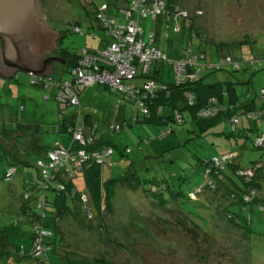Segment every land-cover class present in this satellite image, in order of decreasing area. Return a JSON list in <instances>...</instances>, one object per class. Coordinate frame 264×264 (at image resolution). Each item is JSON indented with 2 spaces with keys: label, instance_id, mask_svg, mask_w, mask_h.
Segmentation results:
<instances>
[{
  "label": "rangeland",
  "instance_id": "1",
  "mask_svg": "<svg viewBox=\"0 0 264 264\" xmlns=\"http://www.w3.org/2000/svg\"><path fill=\"white\" fill-rule=\"evenodd\" d=\"M120 1L38 0L45 17L37 18L52 29L64 31V36L56 41L57 48H67L84 54L86 50L79 47L99 45V38H104L103 31L95 24L96 5L107 2L108 12L116 13L115 3ZM178 3L187 9V13L194 12L197 7L201 8V11L195 12L201 13L195 16V22L200 24L208 37L192 41L193 49L197 46L205 52L206 56L201 63L213 58L215 60L221 52L229 53L243 63L240 69L231 65H224L220 69L201 65L200 73L204 75V81L230 80L234 82L238 98L242 102H245L247 95L250 98L256 97V101L260 100L257 94L264 87V67L247 65L244 62L251 57L264 55V0H178ZM116 15L124 21L118 12ZM75 22L80 24L82 33L72 30ZM140 23L144 33L154 26V21L148 17L141 18ZM163 30L165 28L158 22L155 44L168 56L161 61L153 60L150 71L157 63L162 80L173 81L174 72L169 58L186 55L183 47L188 41L187 28H184V33H172L168 29L171 34L168 39L162 37ZM92 33L97 36L93 37ZM221 42L224 43L220 44ZM102 43V48L107 45L105 40ZM53 44L48 46V51H43L44 57L52 56L55 50L57 54V48ZM51 62L54 72L40 74L69 78L67 70L62 69L60 58ZM185 69L188 68L184 67ZM27 73L29 72H17L16 76L4 78L0 83V102L4 101L2 105L8 106L5 108L0 105V173L10 161L16 162L17 169L11 180L0 181V224L5 227L17 218L21 194L30 189L31 180L40 174L37 166L39 152L45 151L56 142L66 144L70 140V134L61 128L60 115L63 111L59 115L60 106L52 94L53 91L32 84ZM184 78L193 79L187 74ZM133 81L143 83L144 79L137 76ZM45 93H51L49 98ZM61 96L67 98L66 102H70L63 112L66 120L75 118L77 111L81 115L88 113L91 119L98 122V128L105 138L117 145L112 154L113 165L103 171L114 175L126 174L137 184L133 188L124 182H118L115 186L113 208L104 217L109 231L119 237L126 244L125 247L106 243L97 220L92 219V226L87 227L81 222V213L76 215L77 221L71 215L59 219L71 247L74 241L77 242L75 247L80 252L85 251L90 257L103 255L117 260H137L142 264H264V234L259 233L250 238L242 236L240 229L232 226L221 213H210V200L204 189L196 193V199L188 198L190 192H194L205 179L198 158H211L221 153L237 151V160L241 166H250L253 160H264V148L253 145L254 138L264 135V117L259 123L249 120L245 114L239 115V128L234 131L231 130L230 122L221 118L201 129L185 110L182 121L172 122V130L160 138L157 135L161 125L154 121L141 120V113L132 103V98L117 91L111 92L106 84L96 82L85 87L80 93L79 103L68 92ZM137 114L140 120L135 122L132 119ZM116 125H120V128L113 129L112 126ZM84 126L86 128L89 125L84 123ZM240 128H244L247 135L242 134ZM118 148L129 150L121 155ZM164 148L167 149L163 150ZM17 158L27 160L30 165L22 164ZM153 179L163 181L179 191L180 196L176 199L171 197L169 190L163 191L167 200L166 206L171 211L165 210L162 213L165 208L158 207L154 201L149 200L150 197L143 194V189ZM77 183L82 186V179L78 178ZM191 196L194 197L193 194ZM246 206L249 209V203ZM178 210L184 214L185 220L195 222L211 234L197 230L194 236L192 232L185 231L177 224L176 218L180 215ZM250 211L257 222L256 230L263 231L264 221L262 217L259 219V212L255 208ZM213 219L216 228L213 227ZM30 229L29 222L21 220L18 226H9L2 230L9 239L7 246L11 253L10 263L38 264L35 258L19 259L13 251L14 245L18 247L22 243L29 253L31 244L27 233ZM4 236H0L2 243L6 242ZM202 240H207L208 246H199ZM60 244L58 241V245ZM247 248L248 256L244 253ZM56 252H48L50 264H62L64 261L61 254ZM73 254L77 256L78 253ZM5 261L6 259H0V264Z\"/></svg>",
  "mask_w": 264,
  "mask_h": 264
},
{
  "label": "trees",
  "instance_id": "2",
  "mask_svg": "<svg viewBox=\"0 0 264 264\" xmlns=\"http://www.w3.org/2000/svg\"><path fill=\"white\" fill-rule=\"evenodd\" d=\"M150 1L152 0H144V3H149ZM163 2L164 5L161 11L156 17L151 18L150 16L142 15L138 12L133 14V10L137 11V7L132 9L130 0H121L119 3H115V7L117 12L122 15L124 21H121V17L116 15L117 12L109 13V4L107 2H102L96 5L94 16L95 24L103 31V39L108 43L111 41V37L108 30H106L99 21L100 18H102L103 15L107 18H115L116 21L121 23H128L130 18H125L120 8L128 10L132 18L135 19L136 24L142 30L139 33L141 38L145 39L147 33L152 32L153 40L150 45L159 48L166 56H168V54L155 44L157 23L160 22L163 25V29L165 28V31L163 30L164 34H162V37L165 39H168L171 35L168 29H171L172 33H184V28H187L188 41L187 45L183 47V52H185L186 55L181 54L175 58L191 57L195 55L194 62L197 63L191 64L188 68H190V70H196V78H188L185 80L180 77V75L176 76L171 65L174 72V80L163 81L157 63L153 65L154 69L150 71V64L153 60H156L152 59L148 63L146 70L142 69L140 65L135 75L125 81L132 86V89H138L136 93L138 94L137 97L143 100V105H140L137 101V97H131L127 91L118 90L116 88L112 89L107 83L93 81L89 84H85L84 87L81 86L76 82L75 74L72 72V69L79 65H85V62H82L84 54L78 51H70L67 48H57L58 56L63 59L62 69L67 70L70 75L69 78L61 79L52 74H45L47 78L49 77L47 81L48 84L45 86L43 82H39L40 80L36 84L44 90L53 91L52 94L60 106V114L62 111L65 112L64 108L68 106V102L63 103L58 99L57 92L59 90L76 92L79 103L80 93L85 87L94 85L96 82L106 84L111 92L117 91L126 95L127 98H132V103L135 104L136 108L141 113V120L159 123L161 126L157 136L160 138L172 130V122L182 121L183 111L185 110L191 114L201 129L206 128L211 122L221 118L228 120L231 124V130L234 131L239 128L238 116L242 114H245V117L249 120L261 123L262 117H264V87L260 88L258 91L257 97L260 98V100H258L259 102L256 101V97L250 98L249 95L246 96L245 102H242L238 98L239 95L236 91L234 82L230 80L204 81V75L200 73L202 69L201 65L211 69H220L224 65H231L235 69H240L243 63L233 58L229 53L223 54L222 52L219 55L217 54L215 60L213 58L212 60H208V62L204 60L205 63L200 62L205 58V52L197 46L193 49L192 41L196 38L199 40L202 38L207 39L208 37L201 29L200 24L195 22V16L199 14H196V11H201V8L197 7L194 9V12L189 13L192 23L186 25L183 23V18L179 15L178 11L182 9L187 11V9L183 8V6L178 3V0H163ZM102 5H106V7L101 8ZM147 17L154 21V26L144 33L140 19ZM176 26H179V28L176 29ZM72 30L82 33V28L77 22L73 24ZM92 36L96 37L97 35L92 33ZM222 43L224 42L220 44ZM171 44L172 42H170V45ZM79 48L85 49V53L96 54L102 46L90 47L88 45H83ZM199 53H201V55H199ZM170 57L173 58V56ZM161 60L163 59H160V61ZM244 64L261 65L264 67V55L261 57H251L245 61ZM16 73L17 71L14 72L13 76H16ZM137 76L143 77V83H136L133 81ZM147 80H152L153 84L151 87L145 88L144 83ZM66 81L69 84H64ZM154 86L155 88L153 90L152 87ZM50 94L51 93H45L44 95L49 98ZM209 106L214 109V113L206 115L204 111ZM63 112L60 115V125L63 131L70 134V140L62 145L66 147L70 154L66 156V158L62 157L60 163L51 165L48 152L52 150L56 144L58 145L60 143L56 142L51 147L46 148L45 151L39 152L37 166L39 167L40 174H37V177L31 180L30 189H26L21 194L19 207H17V218L9 222L6 227L0 224V236H4L2 230L9 226H18L21 220H25V222L27 221L31 225V229L27 233L30 239L31 250L28 253L22 243H20L21 245L18 247L14 245L13 251L17 254L19 259L29 257L35 258L38 264H50L48 252L56 254V251H58L64 258L62 264H142L138 263L136 259V261L130 259L117 260L116 258L105 257L103 255H94L90 257L87 253L85 254V251L80 252V250L75 247L77 242L73 241L72 247L70 246L71 244L67 242L65 231L59 224V219L71 215V217L76 220V215L81 213L83 217V221L81 219V222L86 224L87 227L92 226L90 225L92 219L97 220L100 233L103 235L106 243L118 244L120 247H125L126 244L109 231L104 217L105 214L110 212L113 208V197L116 184L118 182H124L127 186L133 188H135L137 184L133 183L131 181L132 179L126 174L121 173L114 175L107 174V172L103 171L104 168L113 165L114 159H112V154L117 145L110 139L105 138V135H103L98 128L97 121L91 119L88 113L81 115L80 111L76 112L75 118H68L66 120ZM132 120L135 122L140 120L139 115H135ZM125 122V119H123V123ZM84 123L89 126L86 127L83 132L82 130L84 129L82 126ZM115 127L118 129L120 125L112 126L113 129ZM75 132L82 133L81 140L74 137ZM240 132L247 135V131L245 132L244 128H240ZM253 145L264 148V135L261 134L254 138ZM107 149H110L108 153H106ZM166 149L167 148H164L163 150ZM118 150L121 155H124L125 151L129 149L118 148ZM79 151H81L82 154ZM237 154V151H229L212 156L211 158H198L205 179L194 192H190V197L188 198L196 199V193H200L204 189L207 198L210 200V204L208 205L210 213L215 215L221 213L232 226L240 229L242 236L250 238L259 233L264 234V230H256L257 222L253 219L250 211L255 208L259 212V219L262 217L264 221V160H253L250 166L244 167L241 166L239 160H237ZM17 159L26 166L30 165V162L25 159ZM15 164L16 162L14 161L9 162V165L0 173V181L11 180L14 177V174L17 172ZM9 168H12V172L9 173V177H6V172ZM44 169H46L45 172ZM78 178L82 179V186L78 185ZM164 190H169L173 199L179 198L180 196L179 191L172 189L168 184L156 179L149 180L147 187L143 189V194L147 196V198L150 197L149 200L154 201L155 205L158 207L165 208L162 210V213H164L165 210L171 211V209L166 206L167 200L163 194ZM192 194L194 197L191 196ZM248 203L249 209L246 206ZM211 205L214 207L213 211ZM244 209H246L245 212ZM178 212L180 211L178 210ZM176 220L177 224H180L185 231L192 232L194 236H196L197 230L206 232L195 222L185 220L184 214L181 212ZM87 221H89V223ZM216 226V222L213 219V227L216 228ZM262 226H264V222ZM206 233L211 234V232ZM4 237L6 242L4 241V243H2L0 241V259H6L2 264H13L10 263L9 260V257H11L9 247L7 246V240L9 239L7 236ZM195 239L198 240L197 238ZM58 241L61 242L60 245H58ZM207 243H209L207 240H202L198 245L208 246ZM35 244L40 245L37 251L34 250ZM74 252L78 253L77 256H73ZM244 253L248 256V248ZM253 264L256 263L254 262Z\"/></svg>",
  "mask_w": 264,
  "mask_h": 264
},
{
  "label": "built area",
  "instance_id": "3",
  "mask_svg": "<svg viewBox=\"0 0 264 264\" xmlns=\"http://www.w3.org/2000/svg\"><path fill=\"white\" fill-rule=\"evenodd\" d=\"M130 2L132 3V9L137 7V11L133 10V14L138 12L142 15L150 16L151 18L156 17L164 5L163 0H152L149 3H144V0H130ZM104 7H106V5L101 6V8ZM120 9L124 13L125 18H130L129 22L121 23L116 21L115 18H107L103 16L102 13V18H100L99 21L106 30H108L111 41H109L105 47L98 50L96 54L84 53L82 62H85V65L74 67L72 72L75 74L76 82L83 87L85 84H89L93 81H99L107 83L112 89L116 88L118 90L127 91L128 94L134 98L138 95L136 94L138 89H132V86L125 81L135 75L140 65L142 69L146 70L148 63L152 59L160 60L167 59V57L159 48L150 45L153 40L152 32H148L145 39L141 38L139 33L142 30L136 24L135 19L132 18L130 11L123 10L122 8ZM198 11L200 10H197L196 12ZM178 13L183 18V23L188 25L190 17L187 16V14L189 13L183 9L179 10ZM175 28L178 29L179 26H176ZM199 55H201V53H199ZM194 56L169 58L176 76L180 75L183 79H185V74L191 76L193 79L197 77L196 70H190V68H188L191 64L197 63L194 62ZM94 58L96 59L93 60ZM184 67H187L189 70H184ZM179 70H184V72ZM28 74L30 75L31 83L36 84L40 80L39 82H43L45 86L48 84L47 81L49 77L47 78L45 74L33 73L32 71ZM86 79H88V81ZM65 84L69 83L66 81ZM152 84V80H147L144 83V87H151ZM152 88L154 90L155 86ZM64 92H68L70 97H72L76 103L78 102L77 93L70 92L69 90H59L57 92V97L60 101L63 103H66L67 101V98L61 96ZM137 101L140 105H143V100L139 97H137ZM212 113H214V109H212L211 106L207 107L204 111V114L206 115ZM82 128L84 129L82 130L84 132L85 126L83 125ZM74 137L81 140L82 133L75 132ZM109 151L110 149H107L106 153ZM79 152L82 154L81 151ZM69 154L70 153L64 145L56 144V146L48 152L50 164L55 165V163H60L62 157L66 158ZM45 171L46 169H44V172ZM11 172L12 168H9L6 172V177H9V173ZM39 248L40 245L35 244L34 250L37 251Z\"/></svg>",
  "mask_w": 264,
  "mask_h": 264
},
{
  "label": "water",
  "instance_id": "4",
  "mask_svg": "<svg viewBox=\"0 0 264 264\" xmlns=\"http://www.w3.org/2000/svg\"><path fill=\"white\" fill-rule=\"evenodd\" d=\"M37 17H45L38 0H0V71L10 74L15 68L33 73H53L45 56L48 46L64 36ZM63 62V59L60 58Z\"/></svg>",
  "mask_w": 264,
  "mask_h": 264
},
{
  "label": "crops",
  "instance_id": "5",
  "mask_svg": "<svg viewBox=\"0 0 264 264\" xmlns=\"http://www.w3.org/2000/svg\"><path fill=\"white\" fill-rule=\"evenodd\" d=\"M99 37H100V36H99ZM99 41H100L99 45H95V46H91V47L101 46V45L103 44L102 42L104 41V39H103L102 36L99 38ZM53 46H54V48H55V47L57 48L56 42H54ZM50 47H51V46H50ZM56 48H55V49H56ZM57 55H58V54H57ZM50 66H51V68H53V66H52V62L50 63ZM16 71L18 72V71H21V70L15 68L10 74L2 73V72L0 71V83H1L2 80H4V78L12 77L13 74H14V72H16ZM21 72H25V71H21ZM13 77H14V76H13ZM79 98H80V96H79ZM2 102H4V101H2ZM2 102H0V105L3 106V107H5V108H8V106H7L6 104H5V105H2ZM1 106H0V112H1V109H2ZM59 115H60V112H59Z\"/></svg>",
  "mask_w": 264,
  "mask_h": 264
},
{
  "label": "flooded vegetation",
  "instance_id": "6",
  "mask_svg": "<svg viewBox=\"0 0 264 264\" xmlns=\"http://www.w3.org/2000/svg\"><path fill=\"white\" fill-rule=\"evenodd\" d=\"M41 1H42V0H41ZM53 52H54V53H52V55H54V56L56 55V56H57V54L55 53L56 51H53Z\"/></svg>",
  "mask_w": 264,
  "mask_h": 264
},
{
  "label": "bare ground",
  "instance_id": "7",
  "mask_svg": "<svg viewBox=\"0 0 264 264\" xmlns=\"http://www.w3.org/2000/svg\"><path fill=\"white\" fill-rule=\"evenodd\" d=\"M38 85V84H37Z\"/></svg>",
  "mask_w": 264,
  "mask_h": 264
}]
</instances>
